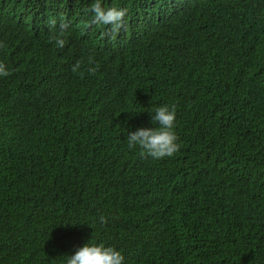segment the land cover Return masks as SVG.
I'll return each instance as SVG.
<instances>
[{
	"label": "trees",
	"instance_id": "1",
	"mask_svg": "<svg viewBox=\"0 0 264 264\" xmlns=\"http://www.w3.org/2000/svg\"><path fill=\"white\" fill-rule=\"evenodd\" d=\"M94 2L0 0L2 43L70 24L35 62L1 52L0 264H67L81 240L124 264H264V0H101L127 10L115 39ZM163 105L180 149L143 158L128 133Z\"/></svg>",
	"mask_w": 264,
	"mask_h": 264
},
{
	"label": "clouds",
	"instance_id": "2",
	"mask_svg": "<svg viewBox=\"0 0 264 264\" xmlns=\"http://www.w3.org/2000/svg\"><path fill=\"white\" fill-rule=\"evenodd\" d=\"M86 11L92 13L91 25H101L106 28L105 35L111 39H115L116 35L121 29H126L125 17L127 15L126 9H117L115 7L105 9L102 6L101 0L95 2ZM190 13L180 11L179 17H185ZM70 24L65 18H61L57 32L56 19L48 21V27L55 34L50 37L49 42H55L57 48L65 46V39L63 38L65 32ZM5 45L0 42V48ZM92 58L89 57L91 64ZM81 64L78 61L73 65L72 71L77 72ZM98 67H90L88 69L90 74H95ZM11 73L6 70V66L0 62V76H8ZM176 119L175 105L171 107L168 105L159 106L155 109L154 114H151V123L158 125L151 128H138L134 132L128 133L127 144L129 149L139 148V155L143 158H152L154 160L172 157L180 149V144L177 143L178 137L174 131ZM101 224L107 223V218L101 216ZM67 264H124V257L120 251L114 247L105 246L104 244H90L86 243L84 246L78 248L75 253L68 256Z\"/></svg>",
	"mask_w": 264,
	"mask_h": 264
},
{
	"label": "bare ground",
	"instance_id": "3",
	"mask_svg": "<svg viewBox=\"0 0 264 264\" xmlns=\"http://www.w3.org/2000/svg\"><path fill=\"white\" fill-rule=\"evenodd\" d=\"M31 27H29L28 29L25 30V34L23 35V37L21 38V40L15 41L13 43H9V44H5V47L0 48V56H2L1 52L4 49H8L11 50L15 53V57L16 60H20L24 63L27 62H35L37 61L40 56V52L36 47V38H38L41 35L46 34V31H48V25L45 27L44 25V17H41L39 23L36 22H31L29 23ZM7 59L6 57L2 56V58H0L1 62H6L8 64V62L5 60ZM9 67L11 68V64L9 65ZM7 70V69H6ZM9 71V70H8ZM10 72V71H9ZM11 74L8 76H0V86L3 85L6 81L8 82L10 80ZM81 115H88L90 114L92 116V113H84V112H80ZM52 223V221H51ZM49 223V228H52V224ZM82 227L87 228V229H93V225H91V223H89V221H87V219H83V223H81ZM92 241L90 240H81L78 241L76 244H74L73 246L70 247V249L66 252L67 257L71 256L75 253V251L84 246L86 243H90L91 244Z\"/></svg>",
	"mask_w": 264,
	"mask_h": 264
},
{
	"label": "rangeland",
	"instance_id": "4",
	"mask_svg": "<svg viewBox=\"0 0 264 264\" xmlns=\"http://www.w3.org/2000/svg\"><path fill=\"white\" fill-rule=\"evenodd\" d=\"M189 172H191L192 174H194V175H198V173L195 171V170H193V169H191V171H190V169H189ZM119 190H122V188H119ZM112 195H114L115 197H117V195L115 194V192H104V193H101L99 196H97V197H93L95 200H96V202H97V204L96 205H102V204H104V203H106V202H110L111 200H108L107 199V197L108 196H112ZM95 205V206H96ZM162 221V220H161ZM160 221V222H161ZM164 221V220H163Z\"/></svg>",
	"mask_w": 264,
	"mask_h": 264
},
{
	"label": "flooded vegetation",
	"instance_id": "5",
	"mask_svg": "<svg viewBox=\"0 0 264 264\" xmlns=\"http://www.w3.org/2000/svg\"><path fill=\"white\" fill-rule=\"evenodd\" d=\"M4 65L6 66V69L10 71L9 65L5 62Z\"/></svg>",
	"mask_w": 264,
	"mask_h": 264
}]
</instances>
